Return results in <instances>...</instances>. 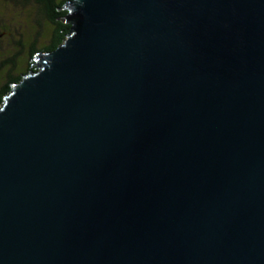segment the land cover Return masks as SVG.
I'll return each mask as SVG.
<instances>
[{
    "label": "water",
    "instance_id": "water-1",
    "mask_svg": "<svg viewBox=\"0 0 264 264\" xmlns=\"http://www.w3.org/2000/svg\"><path fill=\"white\" fill-rule=\"evenodd\" d=\"M0 107V264H264V0H69Z\"/></svg>",
    "mask_w": 264,
    "mask_h": 264
},
{
    "label": "trees",
    "instance_id": "trees-1",
    "mask_svg": "<svg viewBox=\"0 0 264 264\" xmlns=\"http://www.w3.org/2000/svg\"><path fill=\"white\" fill-rule=\"evenodd\" d=\"M69 0H0V5H13L16 8L30 10L37 13L38 18L34 16V22L38 27L36 35L32 38V43L22 45L17 43L20 50L15 53V57L8 59L0 64V107L5 101V97L12 91V85L21 81L24 75L29 74L30 70H36L34 67V57L37 53L56 50L62 45L71 32L70 25H67L63 19L67 11L63 10ZM43 34L47 35L48 41L44 46L40 43ZM4 36V32L0 37ZM23 48L25 50L23 51ZM1 51V50H0ZM28 54L27 62L24 54ZM27 57V55H26ZM6 66H8L6 68ZM15 69L16 72H15Z\"/></svg>",
    "mask_w": 264,
    "mask_h": 264
},
{
    "label": "rangeland",
    "instance_id": "rangeland-1",
    "mask_svg": "<svg viewBox=\"0 0 264 264\" xmlns=\"http://www.w3.org/2000/svg\"><path fill=\"white\" fill-rule=\"evenodd\" d=\"M34 16L38 18L37 13L30 10L19 9L13 5H0V34L4 32V36L0 37V64L15 57V53L20 50L17 46L18 42L26 46L32 43L31 39L36 35L38 28ZM39 40L42 44L40 46H44L48 37L43 34L42 39ZM22 58H26L27 62L28 54H24Z\"/></svg>",
    "mask_w": 264,
    "mask_h": 264
},
{
    "label": "flooded vegetation",
    "instance_id": "flooded-vegetation-1",
    "mask_svg": "<svg viewBox=\"0 0 264 264\" xmlns=\"http://www.w3.org/2000/svg\"><path fill=\"white\" fill-rule=\"evenodd\" d=\"M33 61H34V59H33ZM34 67H36L35 63H34ZM30 71H33V69H32V70H30Z\"/></svg>",
    "mask_w": 264,
    "mask_h": 264
},
{
    "label": "bare ground",
    "instance_id": "bare-ground-1",
    "mask_svg": "<svg viewBox=\"0 0 264 264\" xmlns=\"http://www.w3.org/2000/svg\"><path fill=\"white\" fill-rule=\"evenodd\" d=\"M36 56V55H35ZM35 58V57H34Z\"/></svg>",
    "mask_w": 264,
    "mask_h": 264
}]
</instances>
